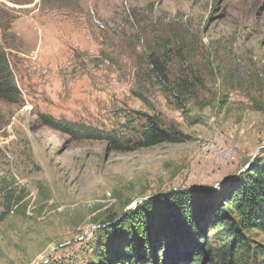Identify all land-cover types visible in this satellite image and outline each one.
I'll use <instances>...</instances> for the list:
<instances>
[{
	"label": "rangeland",
	"instance_id": "obj_1",
	"mask_svg": "<svg viewBox=\"0 0 264 264\" xmlns=\"http://www.w3.org/2000/svg\"><path fill=\"white\" fill-rule=\"evenodd\" d=\"M0 49L22 96L0 99V264H97L138 210L158 228L160 198L209 189V205L264 162V0H0ZM147 117L170 139L138 145Z\"/></svg>",
	"mask_w": 264,
	"mask_h": 264
},
{
	"label": "trees",
	"instance_id": "obj_2",
	"mask_svg": "<svg viewBox=\"0 0 264 264\" xmlns=\"http://www.w3.org/2000/svg\"><path fill=\"white\" fill-rule=\"evenodd\" d=\"M21 97L6 55L0 49V99L19 103ZM38 116L43 126L68 134L76 141L103 140L114 149H126L118 141L122 137L117 132L51 114ZM160 124L163 123L159 118L147 117L131 138L138 139V145L143 146L169 140ZM234 182L232 179L224 185L228 190L225 195L211 196L214 200L210 207L206 203V194L212 193L209 189H201L199 194L172 191L160 198L147 209L151 213L148 220L158 223V228L146 227L145 213L138 210L134 217L143 223L140 233L135 225H127L128 230L136 229V236H130L132 240L129 238L125 249H112L114 254L103 252L97 264H252L253 259H257L255 264H264V245L251 236L252 231L264 234V162L254 163ZM205 207L209 208L206 213Z\"/></svg>",
	"mask_w": 264,
	"mask_h": 264
},
{
	"label": "water",
	"instance_id": "obj_3",
	"mask_svg": "<svg viewBox=\"0 0 264 264\" xmlns=\"http://www.w3.org/2000/svg\"><path fill=\"white\" fill-rule=\"evenodd\" d=\"M227 182L229 183V182H230V180H228ZM227 182H225V183H222V185H223V184H227Z\"/></svg>",
	"mask_w": 264,
	"mask_h": 264
},
{
	"label": "bare ground",
	"instance_id": "obj_4",
	"mask_svg": "<svg viewBox=\"0 0 264 264\" xmlns=\"http://www.w3.org/2000/svg\"><path fill=\"white\" fill-rule=\"evenodd\" d=\"M52 181V180H51Z\"/></svg>",
	"mask_w": 264,
	"mask_h": 264
}]
</instances>
